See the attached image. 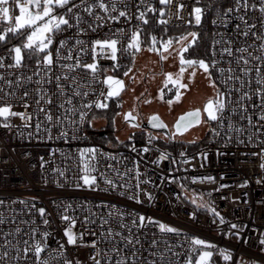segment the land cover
<instances>
[{
	"label": "built area",
	"instance_id": "2783aa9c",
	"mask_svg": "<svg viewBox=\"0 0 264 264\" xmlns=\"http://www.w3.org/2000/svg\"><path fill=\"white\" fill-rule=\"evenodd\" d=\"M215 1L216 7L210 19L208 62V73L216 84L213 98L217 89L224 92L229 88L233 90L229 93L230 100L224 113L218 120L208 122L205 130L209 132L207 141L194 149H186L184 146L173 149L166 144L177 140L148 130H145L141 139H119L115 135V139L108 138L103 130L104 124L96 129L89 123L92 117H101L97 112L102 109L95 108L94 103L87 109L82 105L97 99L108 105L111 99L116 98L109 97L105 101L100 96L102 90L107 94V85L101 81L105 76L118 75L117 70L127 64L130 50L125 49L132 33L144 23L137 19L141 12L146 19L149 12L155 11L161 20L166 21V26L183 27L189 23L191 16L194 20L192 8L199 7L197 0H171L168 5H161L160 0H104L109 5V12L105 13L95 7L91 14L85 12L84 8L89 3H95V0H84L83 4L81 0H71L66 7L61 8V14H65L72 26H61V30L53 36V44L44 53L51 52L54 63L50 71L41 64L39 73L34 75L36 60H24L23 56L22 67L0 68V77H3L0 79V105L11 104L13 112L32 114L30 120H21L19 116L8 117L7 122L11 126L0 127V201H3L0 205V218L5 221L0 223V246L4 244L3 234L11 233L7 238L21 250L19 259L12 260L17 252L14 247L9 248L10 264H35V256L29 252L25 259L23 251L25 240L32 243L33 229H36L35 239L46 245L41 259H47L49 264H64L65 260L71 261V264H77V261L79 264H94L90 257L96 253L97 248L100 250L97 258L102 264H115L119 257L109 249H123L122 255L130 256L133 246L137 249L138 257L157 259L150 256V253L157 249L163 250L164 242L172 245V251L178 254L172 256L171 252L166 253V264H184L192 236L216 245L215 249H211L213 255L209 258V264H264V251H261L264 245L260 243L261 234H264V169L260 167L264 163V121L256 119L258 113L264 112V107H252L253 104L260 105V100L255 95V89L259 85L256 83L254 68L257 65L264 66V60H253L248 56V53L261 55V41L251 34L241 36L236 27L239 24L241 31L246 30L238 19V16L243 15L248 23L256 26L253 31L264 33L261 23L264 21V13L259 11V5L264 0H248L247 9L234 10L227 17L223 16V10L232 7L234 0ZM113 3L117 5L116 12L111 11ZM253 3L257 5L255 9L251 7ZM73 4L78 7L73 8L72 13H67V7ZM149 4L155 10H148ZM177 5L184 7L178 11ZM161 7L165 8L163 14L159 11ZM10 8L11 23L14 25L15 9L12 4ZM119 11H126L127 16L111 20L110 16H118ZM77 12L80 15L78 26L74 18ZM97 16L101 19L97 20ZM8 26L0 22V32ZM117 29H123V32H118ZM97 39H116L118 43L116 61L110 58V50L106 46L103 51L97 46L95 62L98 70L95 79L90 70L80 67L69 71L63 67L64 64H74L77 56L81 63H92L91 44ZM60 40L65 41L63 47H60ZM77 41L81 43L78 44ZM228 41L230 44L226 43ZM13 46L0 43V57H4L5 65L14 62V53L8 52ZM225 46L232 48L231 56L221 55ZM243 47H247L248 52L236 51V48ZM57 48H60L59 58L56 56ZM70 54L73 59H65ZM240 55L249 60L246 67L253 69L252 72L241 74L239 69L245 65L243 61L237 64V57ZM40 59L42 60V56ZM212 59L217 62L215 66L211 64ZM114 64L117 66L113 67ZM230 67L234 70V75L242 77V84L229 81L225 86L222 83ZM219 69L225 71L220 72ZM64 75L69 79H64ZM18 76L24 79H21V86L16 88ZM57 76L61 77L64 96L59 94L60 90L55 86ZM26 77L32 79L28 80ZM72 77L76 78L75 81ZM118 77L122 82L123 76ZM261 78H264V67ZM5 80L12 81V87ZM37 80L40 81L39 84ZM236 88H242V91L236 92ZM36 89H40V95ZM74 90H79L81 95L73 96ZM13 91L14 96L4 95L5 92ZM24 91L28 92L27 97L23 96ZM244 91L249 92L250 99L239 100ZM84 92L88 95L83 96ZM68 97H72V105L65 107H72L75 111L66 120L64 109L57 105ZM49 98L52 103L45 104L44 100ZM38 100L39 107L53 116L50 130L44 113L37 112ZM238 100L244 105L243 116L252 117L251 127L246 118H241L242 110L237 106ZM25 101L30 106L27 109L22 106ZM233 108H236V112L229 116ZM80 111L87 113L84 121L79 120ZM57 116L61 117L59 123L55 119ZM229 119L232 122L231 129L228 126ZM73 120L76 121L75 124L71 122ZM4 122V118H0V124ZM37 123L41 124L40 131L36 129ZM257 128H260V132L256 131ZM236 129H240V132L237 133ZM154 133L156 137L153 136ZM152 137L154 139L150 141ZM85 148L96 150L95 160L89 161L95 168L90 175L97 178L96 184L92 186L85 185L80 179L83 173L79 150ZM144 148L149 151H142ZM162 153L166 154L163 160L160 159ZM88 155L85 154L86 158ZM206 176L213 177V180L197 179L193 182V177ZM105 179L116 187L106 184ZM133 194L138 197L139 202L129 198ZM193 198L196 199V204L192 203ZM202 203L218 212L224 223L209 214L206 208L199 207ZM39 208L45 209L43 215L37 211ZM64 215L70 220H62ZM141 215L151 217L157 223H149L146 219L143 227L132 226L134 219L137 224L140 223L138 218ZM85 217L88 219L85 220ZM102 219L108 223L103 224ZM45 220L48 221L47 224L44 223ZM71 220H75L71 231L75 234L76 243L68 245L64 229L69 227ZM122 222L126 225L125 228L119 227ZM158 223L177 228L180 232L162 233ZM231 225L236 227L231 228ZM16 228L20 231L14 232ZM108 228H112L114 232L119 231L122 236L131 234L133 240L138 238L140 243L129 245L120 236H113L111 239L106 235L101 236V232L106 233ZM42 232H47L48 235L43 237ZM154 239L159 242L157 248L151 247ZM93 240L97 241L96 248L91 247ZM61 244L64 245L62 252ZM220 249H226L231 259L223 260L219 255ZM105 252L111 258L110 261L105 260ZM195 255L196 253L193 254V262Z\"/></svg>",
	"mask_w": 264,
	"mask_h": 264
},
{
	"label": "snow or ice",
	"instance_id": "6c2138e0",
	"mask_svg": "<svg viewBox=\"0 0 264 264\" xmlns=\"http://www.w3.org/2000/svg\"><path fill=\"white\" fill-rule=\"evenodd\" d=\"M70 0H0V22H3L5 24H8L9 26L6 27L4 29L3 32H0V43H5L7 42V33H12L14 36H20L23 35V33L20 31L22 29L27 30V34H26V38L22 44V46L17 45V46H13L12 48L8 49V52L14 53V62L10 63L8 65L4 64V57H0V68H4V67H8V68H15V67H22V50H26L30 53H34L37 56L36 59V72L35 74H38L40 71V65L43 64L45 66L46 70L50 71V67L53 65L54 61L52 59V55L51 52H47V54H44L46 52V50L48 49L49 45L53 44V36L55 35L56 32L61 30V26H67V27H71L72 25L69 23V20L66 19L65 14H54L53 12V8L54 7H59V8H64L69 4ZM199 2V0H197V3ZM84 3V0H81V4ZM171 3V0H160V4L161 5H168ZM12 4L14 9H18L19 10V15H15L14 17V25L11 23L12 21V16L10 15V7L9 5ZM78 7L77 5L73 4L71 7H67V13H72L73 12V8ZM95 7H99V9H101L102 11H104L105 13L109 12V5L104 3V0H95V3H89L87 4V6L84 8V11L91 14L93 11V8ZM184 7V5H177V10L179 11V8ZM249 7L248 4V0H234L233 6L229 7V8H225L223 10V16L227 17L230 13H232L234 10H238L240 8H245L247 9ZM251 7L253 9H255L257 7V5L255 3H253L251 5ZM35 8L37 9L36 11H31L30 9ZM42 8V11L40 10ZM147 9L150 11H153L155 9L152 8V6L149 4L147 5ZM111 11L112 12H116L117 11V5L115 3H113L111 5ZM160 13L163 14L165 12V8L161 7L159 9ZM177 11V14H178ZM259 11L261 13H264V2H262L259 5ZM192 15H194L195 17V22L196 24H200L201 23V15H202V9L200 7H193L192 8ZM127 16V12L126 11H119L118 16L116 15H112L110 16L111 20H117L119 17H126ZM77 21V26L79 25V21H80V15L79 12H77L75 14L74 17ZM97 20H100L101 18L99 16L96 17ZM137 19L139 20H143L144 23H147V20L144 18V13L141 12L140 15L137 17ZM222 22H223V18ZM238 19L241 21V23L244 26V29L241 31L240 30V25L238 24L237 27V31H239V34L241 36H248L249 34H251V36L259 39L261 41L260 45H259V51L261 52L260 56H254L252 53H248V56L251 57L253 60H264V33H257L255 31H253V29L256 27L254 24H250L245 20V17L243 15L238 16ZM159 23H166V21H158ZM216 21H213V24H215ZM262 23V27H264V21L261 22ZM118 32H123V29H117ZM189 36H191V40L188 41L187 44H185L184 46H182L179 49V52H186L188 50V48L191 46V44L195 41L197 34L195 32L189 33ZM185 37L182 35L179 37V40H177V42H179L180 40H184ZM152 40V45L151 47H149V51L154 50V48L156 47L157 41L155 37L151 38ZM65 41L64 40H60V47L64 46ZM77 43H81V41H77ZM117 43L118 41L116 39H105V40H94L92 41L91 44V48H92V54H93V62L92 63H81L79 57L77 56L75 58V63L74 64H64L63 67L65 69H68L69 71H73L76 68H80L82 67L83 69L86 70H90V73L93 75V78L95 79V74L97 73L98 70V65L96 64L95 60H96V48L99 45L101 51H103L105 49V46L107 49L110 50V58L113 61L117 60ZM172 43V40L169 41H164L161 44V47L164 49H167V47ZM230 44V41L226 42ZM131 49H135L136 51L140 50V41H139V29H137L135 32L132 33L131 35V39L128 43V45L126 46V51L127 50H131ZM83 50V49H81ZM237 52L240 53H246L248 52L247 47H243V48H236ZM224 54H227L229 56H231L233 54V50L231 47L225 46L221 52V55L223 56ZM42 55V60L39 58ZM56 56L57 58H59L60 56V48H57L56 50ZM65 59L68 60H72L73 57L72 55H68L67 57H65ZM161 59H165V57L163 55H161ZM240 61H243V64L245 65V67H241L239 69V71L241 72V74H246V73H250L253 71V69L246 67V65H248L249 60L245 58L244 55H240L239 57H237V64H239ZM179 63H180V68L176 74V79H172V74L171 73H167L166 75V83L171 80V83L173 85H178V88L176 89V96L179 97L180 96V88H184L186 87V85L180 83V78L182 76V74L185 71V66H190L193 69V73L195 72L196 67L198 66L200 69H203L205 73L209 72V64L204 60V59H186L183 56L179 57ZM216 60L212 59L211 60V64L213 66L216 65ZM117 65L114 64L113 67H116ZM262 67L261 65H257L254 68V71L256 73V83L257 85H259V87H257L255 89V95L256 97L260 100V105H256L253 104L252 107H264V78H261V73H262ZM130 70V69H129ZM220 72H224V69H219ZM233 69L230 67L227 69V73L228 75L225 77V79L222 81V83L225 84V86L228 85L229 81H237V82H241L242 84V77L241 76H236L233 74ZM125 75H127V72L125 73ZM0 79H3V77H0ZM21 77H17L16 81H15V87L19 88L21 86L20 82H21ZM26 79L31 80L32 77H26ZM60 76L56 77V88L58 90H60V95L64 96L65 92H64V88L63 85L60 83ZM64 79H69V77L67 75H64ZM73 81H75V77L71 78ZM104 85H107V94L105 95L104 91L102 90L100 93V96L103 97V99L106 101L109 97H113L116 96L120 90V88L122 87V82L119 79H116L113 76H105L103 78V80L101 81ZM5 83L9 86L12 87L13 82L12 81H7L5 80ZM40 81L37 80V84H39ZM209 83L210 86L213 88H216V84L215 82L212 81L211 76L209 75ZM250 83V81H249ZM232 88H229L227 92L224 91H220L219 89H217L216 91V96L215 98H209L203 107V112L207 114V118L209 121H216L218 120V117H220L224 111L226 110L227 107V103L230 100V96L229 93L232 91ZM236 92H241L242 88H236L235 89ZM36 92L38 95H40V89H36ZM5 96H14L15 92H5L4 93ZM29 94L27 91L23 92V96L27 97ZM81 93L79 90H74L73 91V96H80ZM88 93L84 92L83 96H87ZM162 98V97H161ZM245 98H249V92L244 91L242 96L239 98V100H243ZM239 100L237 101V106L241 108L242 112H241V118L242 119H247L249 126H252V117L248 116V117H244L243 116V108L244 105L239 103ZM146 103L148 101H145ZM45 104H51L52 100L49 99H45L44 100ZM94 103L95 108L97 109H103V108H107L108 105L107 103H103L101 102L100 99H97L95 102H89L87 104H83L82 107L87 109L90 108L92 106V104ZM169 104L172 103V100L168 101ZM40 101H37V112H43L44 113V117H45V121H47L49 123V130H50V126H51V122L53 120V116L50 114V112L45 111V109L43 107H39ZM65 105H72V97H68L65 101H63L62 103L58 104L57 107L59 108H63L64 109V119H69L70 115L75 111L74 108L72 107H65ZM25 109L29 108L30 106L28 105V103L25 101L22 105ZM11 104H3L0 105V118H4V123L0 124V127H4V128H8L11 125L7 122L8 117H12V116H19L21 120H30L32 114L31 113H27V112H13L11 111ZM236 112V108H233L231 110V112L229 113V116H231L232 114H234ZM87 113L84 111H80L79 112V120L80 121H84L85 117H86ZM130 113H125L124 114V119L127 121L129 119ZM200 116H201V109L197 108L194 109L190 112L185 113L184 115H182L175 123L174 127L176 129V132H183L189 128H191L194 124H199L200 121ZM56 122L59 123L61 120L60 116H57L56 118ZM132 119L134 120L135 117H132ZM256 119L258 121H264V112H260L257 114ZM73 124L76 123L75 120L71 121ZM89 123H91L89 121ZM149 123L152 125V127L154 128H163L164 125L163 123L159 120V118L155 115L151 116L149 118ZM26 126V125H25ZM133 126H138V125H133ZM229 129L232 128V122L231 119H229ZM36 129L37 131L41 130V124L37 123L36 124ZM237 133L240 132V129H236ZM257 132H260V128L256 129ZM218 134V133H216ZM61 135H64V133H61ZM173 135H175V133H173ZM154 139V137L150 138ZM249 140H251V136L249 137ZM149 141V142H150ZM194 142V141H193ZM135 150V149H133ZM142 151L147 152L149 151L148 148H144ZM89 154L88 157L86 158L85 154ZM95 153L96 150L95 149H91V148H85V149H80L79 150V156H80V162H81V172L83 173V175L80 177V179L83 180V183L85 185H95L96 184V176L94 175H90L91 172L95 171V168L93 167V165L91 163H89V161H94L95 160ZM183 155V153L181 154ZM253 155H255V153H253ZM166 158V154L162 153L160 156V159L163 160ZM262 158H264V150H262ZM159 161H155V163H158ZM261 169H264V163H261L260 165ZM137 176H139V172L137 171ZM61 175H63V173H61ZM197 179L200 180H207V181H212L213 177L211 176H206V177H193V182H195ZM104 182L106 184L112 185V182L108 179H105ZM245 183H247L245 181ZM113 187H116L115 185H112ZM77 187H79V184L77 185ZM120 187H123V185H120ZM137 187H139V185L137 184ZM210 195V194H209ZM130 199H136L137 202H139L138 197L133 194L132 196L129 197ZM150 198V197H149ZM13 203H15V201H13ZM20 203H24V201H20ZM192 203L196 204L197 201L195 198L192 199ZM3 204V201H0V205ZM199 207L201 208H206L207 212L209 214H213L215 217L219 218L220 223H224L223 217L220 216V214L218 212H216L212 207L206 205V204H200ZM41 215L44 214L45 209L44 208H39L37 210ZM65 211H67V208L65 209ZM62 220H70V218L67 215H64L61 217ZM88 218L85 217V220H87ZM121 219L123 220V214H121ZM139 224H137L136 220L134 219L132 221V226L140 228L143 227L145 220L147 219V221L149 223H157L155 221L152 220L151 217H144L143 215L139 216ZM5 221L0 218V223H4ZM45 224L48 223L47 220L44 221ZM102 223L103 224H107L108 221L107 220H103L102 219ZM75 224V220H71L69 227H66L64 229V236L67 238V244L68 245H73L76 243V237L75 234L71 231V227L72 225ZM120 228H125L126 225L122 222L119 225ZM158 227L160 229V231L162 233H176L179 234L180 230L171 226H168L164 223H158ZM231 228H235L236 225H231ZM20 229L16 228L14 229V232H19ZM129 233H131V229L129 228ZM5 239H4V244L2 246H0V264H10L9 261V248L14 247L15 251L17 252V256L16 257H12V260H18L19 259V253H20V248L18 246L12 245L11 241L7 238L9 235H12L11 233H4L3 234ZM48 235L47 232H42L41 236L46 237ZM93 235H95L93 233ZM107 236L108 239H111L113 236H120L122 238V240L124 242H126L129 245H134V244H139L140 241L138 238L135 239V241L133 240V237L131 236V234H129L128 236H122V234L119 231L114 232L112 228H108L107 232H101V236ZM227 235V234H225ZM262 235V239L260 240L261 245H264V234ZM36 236V229L32 230L31 233V239H32V243L29 244V242L27 240H25L23 243L25 245L23 251H24V258L27 259L28 256L27 254L29 252H31L34 256H35V264H49V261L47 259H41V253L44 250V248L46 247V245L42 244L41 241L36 240L35 239ZM158 241L157 240H153L151 242V247L152 248H157L158 245ZM165 243V247L163 248V250L157 249V251H153L150 253V256L155 257L157 259H151V260H147L143 257H138L137 256V249L133 246L132 251H131V255L130 256H124L122 255L123 249H119V248H111L109 249L110 252L115 253L119 258L116 260L115 264H128V262L130 261L131 264H137V261H140V264H166L165 261V256L166 253L171 252L172 256H177L178 254L174 251H172V245H168L166 242ZM97 246V241L93 240L91 242V247L96 248ZM181 247L183 245H180ZM64 248V245L61 244L60 245V249L61 252ZM216 245L212 244L204 239H200L197 238L195 236L190 237V243L188 246V256L185 258L184 260V264H193V254L194 253H199L197 256H195L194 258V264H209V258L213 255V251H211V249H215ZM261 251H264V248L261 249ZM219 255L222 257L223 260L228 261L231 259V255L230 253L227 252L226 249H220L219 250ZM100 256V250L97 248L96 253L90 257L91 260H93L94 264H102L101 260L98 259L97 257ZM104 258L105 260H109L110 261V257L108 256V253L105 252L104 253ZM64 264H71V261L65 260ZM77 264H79V261H77Z\"/></svg>",
	"mask_w": 264,
	"mask_h": 264
},
{
	"label": "rangeland",
	"instance_id": "374dc122",
	"mask_svg": "<svg viewBox=\"0 0 264 264\" xmlns=\"http://www.w3.org/2000/svg\"><path fill=\"white\" fill-rule=\"evenodd\" d=\"M30 10L36 11L37 9L32 8ZM40 10L42 11V8ZM11 12L12 9L10 8ZM53 12L54 14H61L56 12V7L53 8ZM15 15H19L18 9L14 10V17ZM20 31L27 34V30L22 29ZM192 32V30H186L178 36L169 39L172 40V43L167 49L158 45L154 50L149 51L148 49L151 46L140 45V50H135L132 63L126 71L127 75L124 74L123 76L122 87L118 94L114 96L119 103L118 110L113 116L115 137L133 140L134 131L145 132V129L132 127L127 123L124 119L126 112L136 115L137 119L142 122L147 121L151 115L156 114L166 123L171 132L172 124L178 114L194 108H201L204 122L201 121L199 124L188 129V131L181 135H175L171 139L190 143L202 137L209 122L207 114L203 112V107L205 102L214 94V88L209 83V73H205L198 66L193 73L192 67L186 65L185 71L180 78V83L186 85V87L179 89L181 93L179 97L176 96L178 85H173L171 80L167 83L165 82V74L167 73L172 74L173 80L176 79V74L180 68L179 57L183 56V52H179V49L192 39L188 35ZM182 35L185 39L177 42ZM17 45L19 44H15L14 46ZM23 53L24 51L22 50V55ZM161 55L165 59H161ZM113 77L119 78L118 75ZM164 88L170 92L174 91L175 95L167 99L164 98ZM169 100H172L171 104L168 103ZM145 101L148 102L146 103ZM89 121L91 122L90 125H93L96 129L104 124L102 117L94 116ZM153 136L156 137L157 135L154 133ZM198 254L197 252L195 256Z\"/></svg>",
	"mask_w": 264,
	"mask_h": 264
},
{
	"label": "trees",
	"instance_id": "16d2710c",
	"mask_svg": "<svg viewBox=\"0 0 264 264\" xmlns=\"http://www.w3.org/2000/svg\"><path fill=\"white\" fill-rule=\"evenodd\" d=\"M71 1V0H70ZM217 1L215 0H200L198 2V6L202 9L201 15V23L196 24L193 20V17H190V21L187 25L183 27H168L164 23H159L161 18L155 11L149 12L147 14L146 20L147 23H143L139 28V41L140 45L151 46L152 45V37L156 38L157 44L161 45L164 41H168L171 38H174L181 34L183 31L192 30L197 34L195 41L191 44L186 52H183V56L186 59H204L207 63L209 62L210 57V36H211V26H210V19L214 13ZM57 13H62L61 8L56 7ZM23 35L14 36L12 33L7 34V42L2 43L5 45H15L19 44L22 46L26 34L22 32ZM23 59L28 61H33L37 59L36 54L30 53L26 50H23ZM135 54V49H131L129 51V57L127 64L124 67H121L117 70L118 76L122 77L130 67L133 56ZM42 56V55H41ZM40 56V57H41ZM39 57V58H40ZM163 96L164 98L173 97L174 91H169L163 89ZM119 107L118 100L113 98L110 100L108 107L104 108L97 112V114L104 118V126L103 130L107 133V137L111 139H115V130L113 127V116L117 112ZM134 139H141L144 135L143 131H134ZM209 136V132H205L202 137H200L195 142H182V141H170L166 145L171 148H179L181 146L186 147V149H194L201 145H203Z\"/></svg>",
	"mask_w": 264,
	"mask_h": 264
},
{
	"label": "water",
	"instance_id": "95a60500",
	"mask_svg": "<svg viewBox=\"0 0 264 264\" xmlns=\"http://www.w3.org/2000/svg\"><path fill=\"white\" fill-rule=\"evenodd\" d=\"M192 110H194V109L186 110V111L178 114V116L176 117L175 121L172 124V131L171 132L169 131L168 126L166 125V123L164 121H162L156 114H154V115L157 116L159 118V120L163 123V125H164L163 128H154V127H152V125L149 123V119L147 121L142 122L141 124H138L135 119L134 120L132 119V117H135V116L131 115V114H130L129 119L127 120V122L132 127L142 128V129H145V130H148V131H152V132H158V133H161L162 135H164V136H166L168 138H172L173 136L181 135V134H183L184 132H186L188 130L187 129V130H185L183 132H176V129H175L174 125H175L176 121L182 115H184L185 113L190 112ZM126 113H130V112H126ZM151 116H153V115H151ZM133 125H138V126H133ZM195 125H197V124H194L193 126H195ZM173 133H175V135H173ZM101 134H103V132Z\"/></svg>",
	"mask_w": 264,
	"mask_h": 264
},
{
	"label": "flooded vegetation",
	"instance_id": "af4514ba",
	"mask_svg": "<svg viewBox=\"0 0 264 264\" xmlns=\"http://www.w3.org/2000/svg\"><path fill=\"white\" fill-rule=\"evenodd\" d=\"M213 96H214V94L211 96V98H213ZM194 109H197V108H194ZM199 109H201V108H199ZM130 114H131V113H130ZM131 115H133V114H131ZM134 116H135V120H136V122H137L138 124H141L142 121L138 120L137 117H136V115H134ZM200 121L204 122V116H203V114H202V110H201ZM127 123H128V122H127Z\"/></svg>",
	"mask_w": 264,
	"mask_h": 264
},
{
	"label": "bare ground",
	"instance_id": "6f19581e",
	"mask_svg": "<svg viewBox=\"0 0 264 264\" xmlns=\"http://www.w3.org/2000/svg\"><path fill=\"white\" fill-rule=\"evenodd\" d=\"M188 131V130H187Z\"/></svg>",
	"mask_w": 264,
	"mask_h": 264
}]
</instances>
